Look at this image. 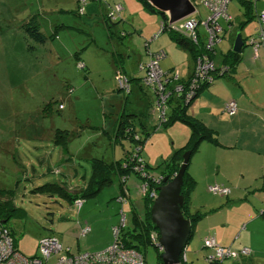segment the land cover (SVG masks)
<instances>
[{"label":"rangeland","instance_id":"rangeland-1","mask_svg":"<svg viewBox=\"0 0 264 264\" xmlns=\"http://www.w3.org/2000/svg\"><path fill=\"white\" fill-rule=\"evenodd\" d=\"M78 2L80 4V0ZM88 2L86 7L94 3V8L80 10L77 14L75 10L79 8L75 0H0V189H12L14 207L24 210L23 216L11 218L6 225L15 229L17 248L26 256L38 255V241L48 235L57 237L63 251L70 248L73 254L102 250L114 242L113 228L121 225L122 214L126 215V225L120 231V238L124 239L123 231L134 228L133 206L140 209L143 202L138 183L132 177L127 181L131 202L120 200V181L115 176L96 196L83 198L80 210L64 194L71 191L78 193L79 188H84L89 182L92 158L109 160L110 138L106 134L99 136L96 130L103 133L102 129L106 126L110 131L115 116L110 111L116 99L114 97L124 100L123 90H118L117 82L107 71L114 51L106 45V42L110 43V38L106 34L100 9L103 6L111 11L112 7L99 0ZM241 5V0H233L229 12L242 11ZM95 8L97 15L89 14ZM123 10L124 6L120 9L121 14ZM207 14L206 9L199 7L195 17L202 20ZM32 16H37L44 34L55 35L58 30L57 36L48 39L45 44L29 38L22 25ZM221 24L225 23L221 21ZM160 27L159 22L155 34ZM245 28H240L235 20V29L237 32L241 30L243 37ZM158 37L164 40L168 34ZM91 38L96 39L97 46ZM51 43L57 52L52 51ZM98 46H103L106 53L97 50ZM78 53L81 57L85 54L90 63L96 64L98 72H88L85 77L86 71L80 67L83 61L76 59ZM217 54L224 58L226 51L218 50ZM170 62L167 57L162 60V66L165 68ZM62 101L64 108L60 109ZM177 123L186 125L190 130L188 124L175 120L156 132L162 134ZM57 130H61L58 137ZM183 131V128L180 132L175 131L165 142L152 149L157 159L147 152L151 159V175L158 177L161 173L159 167L163 165V169L166 168L171 153L192 141L190 136L185 145L180 144L188 137L187 129ZM56 139L67 140L66 148L73 161H65L69 156L62 145L55 143ZM187 151L189 149L181 155ZM197 152L191 153L187 172L189 175L193 172L197 196L193 199L192 195L191 213L204 214L202 220L208 212L203 211V205L209 203V182L205 183L203 174L209 164L201 160L198 164L201 174L194 175ZM49 183L59 186L50 188L47 186ZM86 224L91 227V232L81 238L78 235ZM202 224L197 232L199 235L205 230V219ZM196 226L193 229L195 233ZM156 231L159 233L158 229ZM192 239L193 236L190 242ZM159 256L158 248L149 244L146 264H158L161 260ZM208 256L209 252L206 260ZM180 261L179 264H184L182 258Z\"/></svg>","mask_w":264,"mask_h":264},{"label":"crops","instance_id":"crops-1","mask_svg":"<svg viewBox=\"0 0 264 264\" xmlns=\"http://www.w3.org/2000/svg\"><path fill=\"white\" fill-rule=\"evenodd\" d=\"M249 1L253 3L255 15L264 11V0H245L241 1L242 11L233 10L231 14L229 12L233 2L231 0L228 6L231 20L222 24V41L215 48L214 60L220 67L224 62L223 57H218V50L226 51L228 54L233 50L237 35H240L243 42L239 53L240 61L233 70L229 69L227 73L217 76L218 78H215L211 84L204 85L187 108L188 116L205 126L209 131L210 139L209 142L203 140L199 146L200 149L194 160V175L201 174L198 171V164L201 160H206L209 167L204 170L205 183L209 182V185L221 183L231 188V194L227 197L213 196L209 193V203L203 205V211L212 209L214 211L207 212L206 217L197 222L196 233H193V239L191 242L189 240L186 247L187 264H208L205 256L211 250L203 248V239L209 235H214L222 246L251 250L250 254L240 256L238 260H226L223 264H264V51L260 50L258 57H254L247 41L251 35H255L257 29V18L251 20V15L247 14L245 6ZM75 2L76 7L79 8L78 0ZM110 2L122 4L124 10L121 18L112 24L114 27L109 28L104 18V15L108 14V9L106 11L103 6L100 9L106 34L110 38V43L106 42V45L111 46L114 51L107 71L115 82L117 76L123 74L130 83L131 90L123 93V101L114 97L116 99L110 111L115 116L110 131H107L106 126L102 129L103 133L96 130L99 136L106 134L110 138L109 162L128 156L134 145L129 138H116L121 119L128 121L131 128H136L142 135L145 131H151L158 123L159 114L154 108V93L145 85L143 81L145 71L139 66L148 61V49L164 50L165 58L169 57L171 62L164 68L162 60L165 58H163L160 62L161 67L165 71L178 70L183 80L190 77L194 68L190 52L182 49L169 35L164 40L163 37H152L161 21V19L158 21V14L145 9L138 0H110ZM85 8V11L94 8V3ZM94 10L89 14L97 15L98 10L96 8ZM75 13L78 14V10H75ZM235 20L239 22L240 28L246 27L245 37L241 30L236 31ZM200 31L204 32L202 28ZM57 32L58 30L53 38L57 36ZM122 33L125 35L122 36ZM147 39H150L148 46ZM91 42L97 46L95 38H91ZM51 47L52 51L55 50L53 43ZM97 50L106 53L103 46H98ZM79 54L76 59L85 63V77L88 76V72L97 73V65L90 63L85 54L82 57ZM231 99L236 100L238 109L233 115H228L224 107ZM182 128L184 131L187 129L186 134H188L187 139H183L180 143L185 145L192 136L191 129L181 123L173 125L162 134H157L159 131L154 135L151 134L146 142L147 145L145 144L143 148V156L148 165L151 159L147 152L157 159V156H153L152 149L158 147L159 143L165 142L175 131L180 132ZM172 129L175 130L170 133ZM64 152L69 156L65 161H73L69 149ZM193 199H197L195 192ZM204 219L205 230L199 235L200 233L197 232L203 226ZM12 229L14 232L15 229Z\"/></svg>","mask_w":264,"mask_h":264},{"label":"built area","instance_id":"built-area-1","mask_svg":"<svg viewBox=\"0 0 264 264\" xmlns=\"http://www.w3.org/2000/svg\"><path fill=\"white\" fill-rule=\"evenodd\" d=\"M88 0H80L84 8V4ZM101 1V0H100ZM104 1V0H102ZM196 10L202 7L207 10L208 14L205 19L199 20L193 15L183 19L175 24L166 27L164 21H160L161 27L153 38L158 37L164 30L171 28L180 32L183 36L191 40L196 45H201L203 51L198 54L194 62V68L190 77L181 79L178 70L165 71L160 65L161 60L166 56L164 50L152 51L148 49L149 59L145 63H141L140 69L145 71L143 81L154 93V108L159 114L156 129L161 128L166 122L169 114V100L173 95L182 96L185 103L191 102L198 94L204 85L211 84L219 75H223L229 71L227 65L217 66L211 55H215L216 46L222 41V24L230 22L231 16L228 13L230 0H194ZM123 6L116 4L112 10H108V14L112 20L120 18V9ZM259 21L258 31L255 35L248 38V44L253 51V56L258 57L259 51H264V11L257 13ZM203 28L204 32L200 31ZM124 35V33H122ZM148 46V41L146 43ZM80 64V63H79ZM84 64H80L83 68ZM118 88L123 92H129L131 85L123 74L117 76ZM59 105V108H62ZM238 109L236 100L231 99L226 102L224 111L228 115H233ZM135 141L139 142L140 138L137 134L134 135ZM143 145L136 143L133 153L130 154L125 167L133 164L132 168L142 176H146L144 171L145 161L142 156ZM148 176V175H147ZM125 181V178H123ZM157 183H160L158 180ZM147 184H143L142 190L145 193ZM209 190L214 193L227 194L230 192L229 187L215 184L209 186ZM157 191V190H156ZM157 193L155 194V198ZM123 203H126L124 196L120 197ZM75 205L80 209L83 206L82 199H76ZM126 225V215L122 214L121 225L114 227L115 240L112 244L99 251H85L73 254L70 248L63 251V246L59 239L53 235L43 236L38 241V255L26 256L15 246L13 236L8 227H0V264H146V257L134 248H127L119 240L120 230ZM91 232V227L86 224L82 227L79 237L84 238ZM149 244L158 248L159 252H163V246L159 242V233L153 230L149 234ZM203 246L211 250L208 256L209 264H221L224 260H237L240 256L250 254L248 248L235 249L228 246H222L216 240L214 235L206 236L203 239ZM56 257L53 262L52 259ZM183 261H187V249L185 248L180 255Z\"/></svg>","mask_w":264,"mask_h":264},{"label":"trees","instance_id":"trees-1","mask_svg":"<svg viewBox=\"0 0 264 264\" xmlns=\"http://www.w3.org/2000/svg\"><path fill=\"white\" fill-rule=\"evenodd\" d=\"M138 1L145 7V9H147L151 13L158 14L161 21H164L166 27H168V22H167L165 14H161L158 10H156L153 6H151L147 0H138ZM241 1L244 2L245 0H241ZM87 2L83 6L84 8L83 11L85 10V6ZM105 2L109 4L111 7H114L116 5V3L112 4L110 0H104V1L101 0V3H105ZM246 3H248V5L245 6L247 8L246 9L247 14L251 15L250 18L252 20L256 17L254 13L255 11H254L253 3L250 1ZM81 7L82 6L79 4L78 12L80 11ZM192 17H195V15H193ZM104 18H105V22L108 25V27L111 28L112 24L118 21L121 18V16L120 18L116 20H112L109 15H105ZM258 27H259V21L257 20V28ZM22 28L29 38L33 39L35 42L39 44H45L48 39L53 38L54 36V35L47 36L41 31L40 23L37 20V16H32L28 21H26L22 25ZM163 33H167L170 36V38L174 42H176L182 49L189 51L194 62L198 54L203 51V47L201 45L194 44L191 40L183 36L180 32H177L169 28V29L164 30ZM211 57L214 59L215 55H211ZM239 61H240L239 53H236L233 50H230L228 54H226L225 57L223 58L224 64L227 65L229 69H232V70L236 67ZM80 63L84 64L82 70L86 71L85 63L84 62H80ZM170 71H173V70H170ZM195 98H193V100ZM193 100H191V102ZM191 102L186 104L182 96L173 95L169 100L170 107H169V114H168V118L166 122L163 123V125L159 129H156V127H154L151 131H148V132L145 131L144 135H142V133H139L136 130V128L132 129L128 121L121 119L119 121L120 124L117 128L116 138L117 139L119 137L129 138L134 142L132 151L129 153V155L124 158L110 161V162L102 158H93L91 177H90L89 182L86 184V186L82 190H80L78 193H74V194L70 192L64 193L65 197L69 198L72 203H74L76 199L83 200V198L85 197L96 196L99 193L100 189H102V187L105 184L111 182L112 177L115 176L120 181V184H119L120 197L124 196L126 198V201L131 202L130 189L127 185V181L131 177L134 178L138 183V188H139L138 190L142 196L143 202L141 204L140 209H138L136 206H133L134 228L123 231L124 239L119 238V240L125 245V247L134 248L138 250L139 252H141L145 257H146V249L149 246V242H148L149 234L153 230H157V228L151 221V215H150V209L154 202L155 194L158 193V191H156L157 188L163 184V180L165 177H168L170 180L177 174V172L180 169L181 163L183 161V155L181 154L185 150L189 149L191 153H194L195 151H198L199 146L203 140H208V142L210 141L209 134H208L209 131L205 128V126L201 122L192 119L187 114V108ZM60 105H62L63 106L62 108H64L63 102H61ZM175 120L182 121L190 126L192 141H190L186 147L181 148L178 151H173L171 153V156L167 158L168 161L166 162V168L163 169V165L159 167V170H161V173L159 174L158 177L151 175L149 171L150 167L146 163V160L143 156V151H142V156L145 161V168H144V171L146 173L145 177L133 170L132 168L133 164L125 167V164H127L128 160L130 159V154L133 153L136 143H141L144 148L148 138L151 136L153 132L164 129L169 123ZM60 131L61 130H57L56 132L57 137H58V132ZM135 134L139 136L140 138L139 142L135 141L134 139ZM55 143L62 145L65 151L68 150L66 148L67 143H68L67 140H57L56 139ZM123 178H125V181H123ZM158 180L160 181V183H157ZM143 184H147V189L145 193L142 190ZM215 184L223 185L224 187H229L221 183L210 184L208 185V191L210 194L213 193L212 195H219V197H227L231 194L230 187H229L230 192L227 194H224V193L219 194V193H214L210 191L209 186L215 185ZM47 186L50 188H53L59 185L54 184V183H51V184L49 183L47 184ZM194 186H195V182L193 180V177L191 174L190 175L188 174L187 168H186V171L183 177V185L181 188V193L184 196L182 212L186 218H189L192 220L191 235L189 237V240L194 233L193 229L195 225L197 224L198 221H200L202 216H204V214L198 213V212H195L194 214L191 213V201H192V195H193L192 193L194 192ZM59 189L62 190L61 188ZM13 196H14V191L12 189H5V188L0 189V227H8L10 229L11 235L13 236V239H14L15 246L17 247L15 234L12 231V228L6 225V222L9 221L11 218L23 216L24 210L21 208L14 207L13 201H12ZM209 211L212 212L214 211V209L209 210ZM122 229L123 228H121L120 231H122ZM159 255H160L159 258L161 259L162 252H159ZM187 260H188V256H187ZM227 260H230V259H227ZM225 261L226 260H224L221 264H223ZM187 262L188 261H183L182 263L185 264ZM161 263L162 262L160 260L158 264H161Z\"/></svg>","mask_w":264,"mask_h":264},{"label":"water","instance_id":"water-1","mask_svg":"<svg viewBox=\"0 0 264 264\" xmlns=\"http://www.w3.org/2000/svg\"><path fill=\"white\" fill-rule=\"evenodd\" d=\"M161 14L166 15L167 22L172 25L196 12L192 0H147ZM243 42L237 35L233 51L241 52ZM191 151L185 152L177 174L169 180L165 177L163 184L157 188L158 194L150 209L151 221L158 229L159 242L164 248L161 255L164 264H179L180 255L187 247L191 235L192 220L182 212L184 196L181 193L183 177Z\"/></svg>","mask_w":264,"mask_h":264},{"label":"bare ground","instance_id":"bare-ground-1","mask_svg":"<svg viewBox=\"0 0 264 264\" xmlns=\"http://www.w3.org/2000/svg\"><path fill=\"white\" fill-rule=\"evenodd\" d=\"M159 237H160V235H159ZM163 251H164V248H163ZM161 262H162L161 264H164V262H163V260H162V257H161Z\"/></svg>","mask_w":264,"mask_h":264}]
</instances>
